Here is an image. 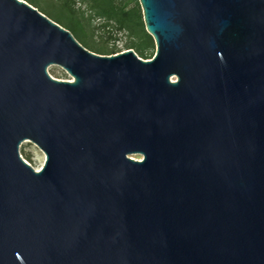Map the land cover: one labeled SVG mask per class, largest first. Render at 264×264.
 <instances>
[{
	"label": "water",
	"instance_id": "obj_1",
	"mask_svg": "<svg viewBox=\"0 0 264 264\" xmlns=\"http://www.w3.org/2000/svg\"><path fill=\"white\" fill-rule=\"evenodd\" d=\"M138 3L150 60L0 0V264H264V0Z\"/></svg>",
	"mask_w": 264,
	"mask_h": 264
},
{
	"label": "trees",
	"instance_id": "obj_2",
	"mask_svg": "<svg viewBox=\"0 0 264 264\" xmlns=\"http://www.w3.org/2000/svg\"><path fill=\"white\" fill-rule=\"evenodd\" d=\"M24 1L35 5L40 9L39 12L68 30L80 45L95 54L99 50L90 44L89 35L96 28H112L127 36L125 51L132 50L143 60H150L154 55V41L145 31L138 0H56L54 3H47V0ZM43 3L55 11L45 10ZM77 4L83 5L85 9L77 7ZM94 21L98 22L96 26L92 25ZM114 54H118V51L112 50L101 55Z\"/></svg>",
	"mask_w": 264,
	"mask_h": 264
},
{
	"label": "rangeland",
	"instance_id": "obj_3",
	"mask_svg": "<svg viewBox=\"0 0 264 264\" xmlns=\"http://www.w3.org/2000/svg\"><path fill=\"white\" fill-rule=\"evenodd\" d=\"M56 0H47V3H54ZM42 4V3H41ZM77 7H81L82 10H84L83 5L77 4ZM35 5H33L34 7ZM43 6L45 10H49V12H54L52 9H49L45 6L43 3ZM36 8L38 11H40L39 8ZM48 8V9H46ZM51 8V7H50ZM53 14V13H52ZM56 15V14H55ZM98 24L97 21H94L92 23L93 26H96ZM90 36V44L95 48L98 49V55L106 54L109 51H118V53H121L125 51V44L127 43V36L123 33H117L112 28L107 29H98L96 28ZM100 53V54H99ZM106 56V55H102ZM48 75L56 80H62V81H71L72 78L61 68L58 66H49L47 68ZM19 155L21 158L29 164L34 170L38 171L40 170L45 161V156L43 153L31 142L24 141L20 144L19 147ZM136 160H141V156H134L133 157Z\"/></svg>",
	"mask_w": 264,
	"mask_h": 264
}]
</instances>
